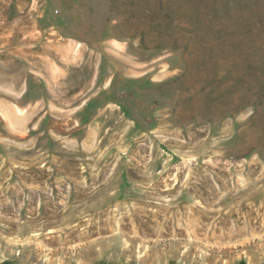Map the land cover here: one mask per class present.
I'll return each instance as SVG.
<instances>
[{
    "label": "rangeland",
    "instance_id": "1",
    "mask_svg": "<svg viewBox=\"0 0 264 264\" xmlns=\"http://www.w3.org/2000/svg\"><path fill=\"white\" fill-rule=\"evenodd\" d=\"M0 264H264V0H0Z\"/></svg>",
    "mask_w": 264,
    "mask_h": 264
}]
</instances>
